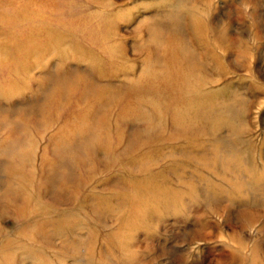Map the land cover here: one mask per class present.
Segmentation results:
<instances>
[{"label":"rangeland","instance_id":"obj_1","mask_svg":"<svg viewBox=\"0 0 264 264\" xmlns=\"http://www.w3.org/2000/svg\"><path fill=\"white\" fill-rule=\"evenodd\" d=\"M0 264H264V0H0Z\"/></svg>","mask_w":264,"mask_h":264},{"label":"bare ground","instance_id":"obj_2","mask_svg":"<svg viewBox=\"0 0 264 264\" xmlns=\"http://www.w3.org/2000/svg\"><path fill=\"white\" fill-rule=\"evenodd\" d=\"M51 1V0H50ZM3 2V1H2ZM48 3V2H47ZM51 4V3H50ZM50 4H48V5H50ZM53 4V3H52ZM11 5V4H10ZM54 42V41H53ZM32 49V48H31ZM176 79V78H175ZM154 85V84H153ZM156 85V84H155ZM176 85V84H175ZM178 85V84H177ZM150 88H153V87H150ZM167 88V87H166ZM157 90V89H156ZM156 90L154 91V92H156ZM152 92V91H151ZM153 92V93H154ZM158 92V91H157ZM162 93V92H161ZM162 95V94H161Z\"/></svg>","mask_w":264,"mask_h":264}]
</instances>
